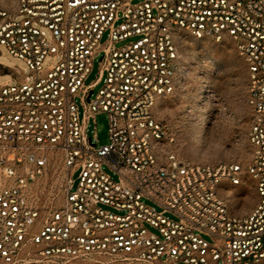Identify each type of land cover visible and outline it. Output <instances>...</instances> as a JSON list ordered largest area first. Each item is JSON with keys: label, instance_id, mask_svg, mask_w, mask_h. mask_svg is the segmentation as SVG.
<instances>
[{"label": "built area", "instance_id": "built-area-1", "mask_svg": "<svg viewBox=\"0 0 264 264\" xmlns=\"http://www.w3.org/2000/svg\"><path fill=\"white\" fill-rule=\"evenodd\" d=\"M135 1L0 9V58L6 50L21 62L0 60V264H264V0ZM188 35L232 40L247 66L246 168L192 164L168 150L174 128L155 108L186 86ZM101 113L106 146L89 134ZM60 167L54 204L45 195ZM244 176L258 201L236 215L219 187Z\"/></svg>", "mask_w": 264, "mask_h": 264}, {"label": "rangeland", "instance_id": "rangeland-1", "mask_svg": "<svg viewBox=\"0 0 264 264\" xmlns=\"http://www.w3.org/2000/svg\"><path fill=\"white\" fill-rule=\"evenodd\" d=\"M16 8L17 0H0V9L13 11ZM186 38L183 61L190 71L186 86L159 100L155 108L156 117L168 120L174 128L176 142L169 145L168 150L174 151L180 158L192 164L212 167L239 164L246 168L251 159L249 133L252 119V112L247 104V66L230 39L217 42L213 38L200 40L191 35ZM107 39L106 34L103 43ZM125 43L119 44L118 47ZM4 53L7 59L0 60L11 65H21L8 51L4 50ZM49 62L50 59L46 60L45 65ZM212 64H215L220 72L214 69ZM101 68L98 58L86 85L97 81ZM7 79L3 78L1 81ZM101 87V84L96 87L94 97ZM77 103L81 105L79 98ZM95 122H91L89 134H97L99 146L108 145L110 124L107 114H98ZM105 171L115 181L119 180V176L108 167H105ZM61 172L60 167L48 181L50 188L45 195L47 202L58 204L63 198L64 179ZM219 193L236 215L250 213L257 205V192L249 176H244L242 185L237 187L223 182ZM147 204L155 206L158 211L163 210L149 201ZM167 216L176 219L172 214Z\"/></svg>", "mask_w": 264, "mask_h": 264}]
</instances>
